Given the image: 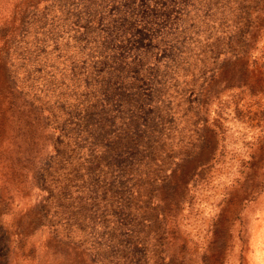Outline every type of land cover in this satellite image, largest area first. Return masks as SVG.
<instances>
[{"label":"rangeland","instance_id":"obj_1","mask_svg":"<svg viewBox=\"0 0 264 264\" xmlns=\"http://www.w3.org/2000/svg\"><path fill=\"white\" fill-rule=\"evenodd\" d=\"M57 2L0 0V264H101L52 234L38 206L49 188L41 161L54 153L49 136L57 132L21 78L36 37L46 51L64 42ZM230 2L215 22L218 38L203 39L208 51L177 77L194 79L163 148L170 164L157 172L156 159L134 178L121 219L144 264H264V0ZM74 58L69 46L36 66L56 84ZM124 83L104 95L117 100Z\"/></svg>","mask_w":264,"mask_h":264},{"label":"water","instance_id":"obj_2","mask_svg":"<svg viewBox=\"0 0 264 264\" xmlns=\"http://www.w3.org/2000/svg\"><path fill=\"white\" fill-rule=\"evenodd\" d=\"M150 1L155 5H147L149 15L138 16L144 30L139 43L120 41L129 31L127 21L139 24L128 15L131 5L58 0L64 42L51 41L46 51L44 40L36 37L25 50L29 66L21 78L23 93L46 112L57 132L49 136L54 153L39 169L49 185L39 209L52 234L87 247L101 264H144V256L130 249L133 239L125 235L128 224L121 219L133 202L134 178L156 159H162L157 172L170 164L163 148L173 139V114L194 79L177 77L200 50L208 51L203 39L218 38L222 27L215 22L232 0ZM69 46L75 58L61 73L62 82L44 79L41 65L36 66L40 58ZM119 80L125 81L119 98L104 95Z\"/></svg>","mask_w":264,"mask_h":264},{"label":"trees","instance_id":"obj_3","mask_svg":"<svg viewBox=\"0 0 264 264\" xmlns=\"http://www.w3.org/2000/svg\"><path fill=\"white\" fill-rule=\"evenodd\" d=\"M123 5H131L129 9L128 15L134 16L136 19H138L139 15L148 16L150 13V10L147 8V5H155L150 0H124ZM163 5V4H160ZM139 20V19H138ZM137 26L133 25L131 22L127 21V25L129 26V31L125 35L124 39H121L120 41L126 42L127 44H135L139 43L143 37H144V30H143V22L138 21ZM123 24V21L121 22Z\"/></svg>","mask_w":264,"mask_h":264}]
</instances>
